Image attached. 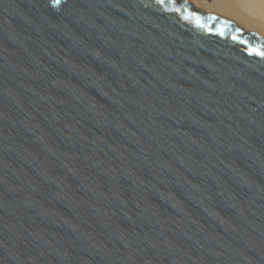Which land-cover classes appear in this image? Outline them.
I'll return each mask as SVG.
<instances>
[{
	"label": "water",
	"instance_id": "95a60500",
	"mask_svg": "<svg viewBox=\"0 0 264 264\" xmlns=\"http://www.w3.org/2000/svg\"><path fill=\"white\" fill-rule=\"evenodd\" d=\"M0 264H264V41L184 0H0Z\"/></svg>",
	"mask_w": 264,
	"mask_h": 264
},
{
	"label": "bare ground",
	"instance_id": "6f19581e",
	"mask_svg": "<svg viewBox=\"0 0 264 264\" xmlns=\"http://www.w3.org/2000/svg\"><path fill=\"white\" fill-rule=\"evenodd\" d=\"M214 11L264 41V0H184ZM192 4V3H191ZM193 5V4H192Z\"/></svg>",
	"mask_w": 264,
	"mask_h": 264
},
{
	"label": "rangeland",
	"instance_id": "374dc122",
	"mask_svg": "<svg viewBox=\"0 0 264 264\" xmlns=\"http://www.w3.org/2000/svg\"><path fill=\"white\" fill-rule=\"evenodd\" d=\"M192 4H193V7L194 8H198V9H201V8H199L198 6H196V4H194L193 2H191ZM240 26V25H239ZM241 27V26H240ZM244 29V28H243ZM247 31V30H246Z\"/></svg>",
	"mask_w": 264,
	"mask_h": 264
},
{
	"label": "snow or ice",
	"instance_id": "6c2138e0",
	"mask_svg": "<svg viewBox=\"0 0 264 264\" xmlns=\"http://www.w3.org/2000/svg\"><path fill=\"white\" fill-rule=\"evenodd\" d=\"M55 2L58 4L60 0H55ZM161 2H164V0H161Z\"/></svg>",
	"mask_w": 264,
	"mask_h": 264
}]
</instances>
